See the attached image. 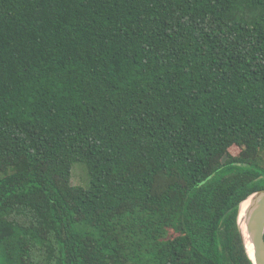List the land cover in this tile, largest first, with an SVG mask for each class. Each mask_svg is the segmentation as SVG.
Returning a JSON list of instances; mask_svg holds the SVG:
<instances>
[{
  "label": "trees",
  "instance_id": "obj_1",
  "mask_svg": "<svg viewBox=\"0 0 264 264\" xmlns=\"http://www.w3.org/2000/svg\"><path fill=\"white\" fill-rule=\"evenodd\" d=\"M0 171V264H254L264 0H0Z\"/></svg>",
  "mask_w": 264,
  "mask_h": 264
},
{
  "label": "water",
  "instance_id": "obj_2",
  "mask_svg": "<svg viewBox=\"0 0 264 264\" xmlns=\"http://www.w3.org/2000/svg\"><path fill=\"white\" fill-rule=\"evenodd\" d=\"M246 215V228L239 219V227L247 254L254 264H264V189L255 191ZM249 243V245H248Z\"/></svg>",
  "mask_w": 264,
  "mask_h": 264
},
{
  "label": "rangeland",
  "instance_id": "obj_3",
  "mask_svg": "<svg viewBox=\"0 0 264 264\" xmlns=\"http://www.w3.org/2000/svg\"><path fill=\"white\" fill-rule=\"evenodd\" d=\"M3 176H4V173L0 171V178ZM72 182L74 184H79L85 187H88L91 184V177H90L89 169L84 162L76 161L74 163L73 170H72ZM252 198L253 197L246 199L243 203L251 204Z\"/></svg>",
  "mask_w": 264,
  "mask_h": 264
},
{
  "label": "bare ground",
  "instance_id": "obj_4",
  "mask_svg": "<svg viewBox=\"0 0 264 264\" xmlns=\"http://www.w3.org/2000/svg\"><path fill=\"white\" fill-rule=\"evenodd\" d=\"M250 207H251V204L250 203H248V204H244V203L241 204L239 219H240V221L242 223V226L244 227V230L246 228V215H247V212L250 210ZM248 245H249V243H248Z\"/></svg>",
  "mask_w": 264,
  "mask_h": 264
}]
</instances>
